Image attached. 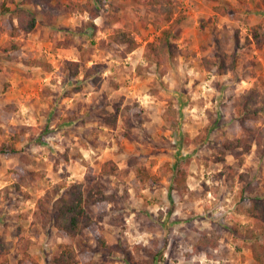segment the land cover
Returning <instances> with one entry per match:
<instances>
[{
	"label": "rangeland",
	"instance_id": "rangeland-1",
	"mask_svg": "<svg viewBox=\"0 0 264 264\" xmlns=\"http://www.w3.org/2000/svg\"><path fill=\"white\" fill-rule=\"evenodd\" d=\"M88 1L99 12L93 20L96 27H87L90 15L80 10V4ZM216 4L231 15H222ZM21 5L35 9L40 22L35 31L19 37L25 55H45L54 71L47 74L20 57L0 60L6 67L0 73V145L13 141L9 126L26 130L18 154L0 153V236L7 241L12 264L20 258V226L33 240L30 253L40 264H55L52 258L63 243L71 242L79 250L78 241L58 232L52 213H41L39 202L58 185L63 193L70 184L85 182L89 167L99 174L109 159L118 164L119 174L98 176L104 190L115 193L116 199L82 237L96 264L104 260L148 264L145 248L158 252L157 264H253L248 242L231 229L235 224L255 225L251 217L236 211L238 191L248 182L238 177L243 173L251 182L258 180L255 192L247 197L264 199V138L258 149L256 132L230 130L234 106L229 100L252 87L264 94V43L254 29L264 17V0H177L173 15L183 12L186 19L177 41L179 55L168 64L144 55L146 43L156 40L168 23L156 22L164 14L148 10L141 0H0V24L9 15L3 13L4 6ZM50 13L55 22L44 24ZM115 16L128 19L131 28L137 25L134 35L141 45L127 57L108 45L112 32L108 19ZM53 32L60 38L71 32L73 44L54 48ZM6 38L2 33L1 42ZM217 45L236 62V68L224 75L204 65L205 57L214 58ZM82 57L86 59L73 66L77 74L71 80L67 68ZM96 63L103 65L92 77L97 80L84 79L85 69ZM73 87L81 90L72 94ZM11 102L18 109L5 123L1 111ZM135 102L143 111L141 119L124 112ZM225 105H231L228 112ZM107 112L117 115L115 126L102 123ZM262 116L254 123L256 130L264 129V111ZM240 138L253 145L243 161L232 151L222 153L225 140ZM133 156L159 177L158 184L138 181L129 164ZM181 160L190 161L183 194L172 188L173 168ZM228 164L237 171L233 185L222 174ZM17 165L39 177L6 194V188L18 180L12 172ZM100 234L108 248L100 247Z\"/></svg>",
	"mask_w": 264,
	"mask_h": 264
},
{
	"label": "trees",
	"instance_id": "trees-1",
	"mask_svg": "<svg viewBox=\"0 0 264 264\" xmlns=\"http://www.w3.org/2000/svg\"><path fill=\"white\" fill-rule=\"evenodd\" d=\"M218 1V0H212ZM177 0H141L142 5L155 14H164L163 17L156 18V22H166L168 26L161 29V34L156 40L147 42L144 46V55L157 64H168L171 60H174L179 55V48L177 41L181 37L182 24L186 19V15L183 12H179L176 16L173 15V6ZM82 11H87L90 15V21L87 23V27H96L93 20L99 16L97 8L87 2V4H80ZM215 9L222 15H231L229 10L220 4L215 5ZM3 13H9L8 16H4L2 23L0 24V60L14 61L17 58H22L25 64L40 67L44 72H52L54 66L51 61L47 59L45 55L40 56H27L24 53V42L19 37L24 34L35 31L38 24V12L28 6H18L15 9H11L4 6ZM56 16L48 14L45 16L44 24H53ZM125 17L115 16L109 18L108 23L112 26V32L109 35L108 45L113 50H118L122 57H127L140 47V42L134 35V28H131L125 22ZM143 26H147L146 21H141ZM84 28H80L82 31ZM256 37L261 43H264V17L262 20L254 25ZM57 32V30H55ZM53 32L51 35L54 48H67L73 44L74 36L71 32H66L63 38H60L58 33ZM2 33L7 34V38L1 42ZM236 45H240V37L237 32L234 34ZM30 57V58H28ZM86 58L82 57L79 60L71 61L68 68L69 78L74 79L77 74V70L74 72L73 66L79 65L80 61H84ZM205 68L209 71L217 72L220 75L227 74L236 68V62L234 59H230L228 50L222 45H217L214 50V58H204ZM101 64H93L85 69L83 78L91 79L95 82L97 78L92 79L95 71L102 67ZM6 67L0 61V73L5 72ZM10 74L13 72L8 70ZM165 73V70L162 72ZM81 88L73 87L72 94L78 92ZM230 103L233 102L234 116L230 124V130L234 134L239 132L257 133V146L258 149L262 146V140L264 138V129L256 130L254 123L263 118L262 112L264 111V94L257 87H252L242 93L238 98H231ZM231 105H225V111L228 112V107ZM15 102H11L2 108L1 119L5 123H9L13 117L14 112L17 110ZM124 112L132 118L141 119L142 109L138 103L129 104L124 108ZM102 123L106 125L115 126L118 122L117 115L107 112L102 115ZM11 132H13V141H4L0 145V153L8 156L17 154L20 149L18 143L25 139L26 130L18 129L17 126H9ZM2 130V129H1ZM224 148H220L223 154L227 151H232L236 156L243 161L244 155L248 154L252 150V144L246 138H240L237 141L225 140L223 142ZM240 149V150H238ZM66 159L68 158L65 156ZM224 159V158H222ZM189 160H181L175 164V176L173 189L183 194L188 189V176H189ZM129 164L133 167L138 181L146 184H158L159 177L152 173L151 170L141 161L137 156H133L129 159ZM168 165V164H167ZM225 170L222 174L226 175L225 180L233 185L237 180L236 169L228 164L225 166ZM169 169V168H168ZM165 172L166 169L162 168ZM15 176L18 177L16 182H13L6 188V194L11 191L20 189V186L27 184L28 179H38V173L33 170H27L22 165H17L12 169ZM119 166L112 160H105L101 165L99 174H96L92 167L88 168L85 182H74L62 193V186L58 185L53 190L46 192L44 200H40L39 209L42 214L52 213L54 215V225L58 232L63 237L70 238L73 242H77L76 250L73 244L70 242L61 244V250L53 256V262L55 264H76L82 262L83 264H96L91 256V253L87 249V244L83 242L82 237L87 229L92 228L97 223L98 216L102 217L108 211V205L116 199L115 193L107 192L103 188V184L98 175H118ZM28 177V178H26ZM238 181H248L247 187L244 186L238 191L240 196L236 211L240 215L251 217L254 222L252 225L235 224L233 226L232 233L238 238L248 242L247 247L251 249L253 264H264V199L253 197L248 198L247 193H253L259 184L258 180L251 182L248 180V174L241 173L238 177ZM246 201V203H245ZM248 201V202H247ZM18 240L17 250L20 258L17 264H40L39 261L31 255L30 248L33 244V240L24 234L22 227L18 228ZM98 242L100 247L108 248L106 239L101 234L98 236ZM217 243L214 244V247ZM141 248V247H140ZM145 248V247H144ZM147 254L148 264H157L158 252L149 251L148 248L144 249ZM138 264V262H133ZM0 264H12L9 257V247L3 241L0 236ZM99 264H112L111 262L104 260Z\"/></svg>",
	"mask_w": 264,
	"mask_h": 264
},
{
	"label": "crops",
	"instance_id": "crops-1",
	"mask_svg": "<svg viewBox=\"0 0 264 264\" xmlns=\"http://www.w3.org/2000/svg\"><path fill=\"white\" fill-rule=\"evenodd\" d=\"M39 68H40V67H39ZM53 71H54V70H53ZM53 71H52V72H53ZM45 73H47V72H45ZM49 73H51V72H49ZM49 73H47V74H49ZM52 82H54V81H52ZM18 153H19V152H18ZM18 153H17V154H18ZM15 155H16V154H15ZM4 242L6 243L7 241H4ZM6 245L8 246L7 243H6Z\"/></svg>",
	"mask_w": 264,
	"mask_h": 264
}]
</instances>
